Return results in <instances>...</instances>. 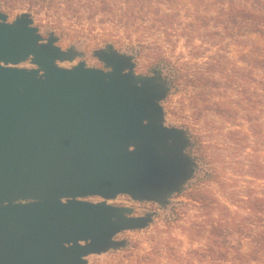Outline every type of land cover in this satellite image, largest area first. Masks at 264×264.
Wrapping results in <instances>:
<instances>
[{
    "label": "water",
    "instance_id": "obj_1",
    "mask_svg": "<svg viewBox=\"0 0 264 264\" xmlns=\"http://www.w3.org/2000/svg\"><path fill=\"white\" fill-rule=\"evenodd\" d=\"M0 11V264H86L146 225L105 200L157 201L184 171L182 134L162 124L158 76L137 75L111 47V72L58 62L71 52L33 21ZM31 60L38 69L16 68ZM129 70V71H128Z\"/></svg>",
    "mask_w": 264,
    "mask_h": 264
},
{
    "label": "rangeland",
    "instance_id": "obj_2",
    "mask_svg": "<svg viewBox=\"0 0 264 264\" xmlns=\"http://www.w3.org/2000/svg\"><path fill=\"white\" fill-rule=\"evenodd\" d=\"M204 1L207 4L200 6L194 0H180L176 9L180 12L181 21L186 25L182 24V28L188 27L189 24L198 25L194 14L201 12L203 17L212 19L208 24H201L206 29L204 32L225 36V39H220L217 43L228 44L227 48L222 51L220 45L211 48L208 46L206 53L207 57H212L220 51L226 58V72L217 73L218 78L223 79L225 87L220 91V95L213 96L210 103L201 104V108L205 109L210 106V109L201 112L194 105V87H187L182 83L179 87L171 88L156 75L165 85L164 96L159 101L163 110L162 124L182 134V180L176 192L157 201H138L129 195H119L111 200L101 197L87 198L86 201L93 203L106 202L113 206L129 208L132 210L129 216L143 218L146 225L121 231L113 239L114 246L103 253L90 254L85 258L86 264H229L227 258L222 257V244H227V247L229 244L243 241L244 251L252 250V242L245 236L238 235L233 240L216 237L211 226L208 223L203 224L208 219V216H205L207 205L194 201V195L207 197V201L213 204L214 218L220 220L224 219L226 210L245 217L248 210L245 209L243 201L247 192L253 190L257 195H261L264 189V179L252 173L254 165L257 164L258 168L259 165H264V143L254 135L253 126L248 119L251 115H259L260 108L253 107L246 111L250 105L246 94H259L261 91L259 81L263 73L253 62L256 58L264 59V33L246 32L243 36L241 33L235 40L231 39L228 31L224 30L227 24L218 18L213 20L221 9L227 10L231 2L227 1L225 7H222L217 3L218 0ZM36 2L0 0V11L6 14L9 24L27 16L44 38L41 44L56 39V46L64 52L70 51L72 59L58 62L60 67L73 69L84 62L88 68L111 72L112 69L101 61L98 54L112 47L119 57L132 64L135 74L148 76L145 72L149 66L147 57L143 56L139 63H134L126 55L123 56L121 53H130L125 47L115 44L108 26L89 34L93 36H89L91 39H85L81 31L73 28L71 21L66 18L62 19L61 26L55 25L49 14L35 5ZM122 35L123 33H120V36ZM196 43L204 44L203 37H197ZM165 48L172 62L171 68L177 64H188L182 73L194 75V48L188 45L186 35H182L174 47L166 45ZM18 66L34 68L27 62ZM236 72L239 74L238 81L235 80ZM244 75H247L246 78ZM250 78L256 81L253 82ZM214 104H225L226 110L234 108L238 113L235 116L229 111L223 116L215 111ZM214 251L221 253L214 255Z\"/></svg>",
    "mask_w": 264,
    "mask_h": 264
},
{
    "label": "trees",
    "instance_id": "obj_3",
    "mask_svg": "<svg viewBox=\"0 0 264 264\" xmlns=\"http://www.w3.org/2000/svg\"><path fill=\"white\" fill-rule=\"evenodd\" d=\"M36 1L35 5L45 10L54 20L55 25L61 26L62 19L66 18L71 21L73 28L76 27L81 31L85 39H91L90 37L93 36L89 34L108 26L111 29V39L115 44L122 48L125 47L130 53V55L121 53L123 56L126 55L134 63L137 61L139 63L143 56L147 57L149 66L146 67L145 72L148 76L158 75L171 88L179 87L182 83L187 87H194V105L201 112L210 109L208 108L210 106L207 109L201 108V104L210 103L213 96L220 95V91L225 87L223 79L218 78L217 73L226 72V58L220 54V51L212 57L206 56L208 46L211 48L214 45H220L222 51L225 47L227 48L228 44L217 43L220 39H225V36L220 37L218 33L204 32L206 29L201 24L206 22L208 24L212 19L203 17L201 12L194 14L198 25L189 24L188 27L182 28L180 12L176 9L177 2L180 0ZM194 1L200 6L207 4L204 0ZM227 1L231 2L227 10L221 9L213 20L218 18L227 24L224 30L228 31L231 39L235 40L241 36V33L243 36L246 32L248 34L264 33V0H218L217 3L225 7ZM120 33L123 35L120 36ZM182 35H186L188 45L194 48V75L182 73L188 64L182 66L177 64L171 68L172 62L168 58L165 46L174 47ZM197 37H203L205 43L198 45ZM112 46L115 48L113 44ZM253 63L255 66L258 65L263 73L259 81L261 91L259 94H246L249 97L247 98L248 104H250L246 111L253 107L260 108L259 115H251L248 119L253 126L254 135L264 143V59L256 58ZM170 69H172L171 72ZM235 74V80L238 81L239 74L237 72ZM246 76L244 75L245 78ZM250 79L253 82L256 81L253 78ZM214 105L215 111L223 116L229 111L235 116L238 113L234 108L226 110L225 104ZM252 171L255 176L264 179L263 164L259 165V168L257 164L254 165ZM194 199V201L207 205L205 208L208 210L205 216H208V219L203 224L208 223L216 237L233 240L239 235L245 236L252 242L250 252L244 251L243 241H241L229 244L227 247V244H222L221 249L224 252L214 251V255L221 253L223 258H227L229 264L264 262V189L261 195H257L253 190L247 192L246 199L243 201L245 209L248 210L245 217L226 210L224 219L216 220L213 204L207 201V197L197 194L194 195Z\"/></svg>",
    "mask_w": 264,
    "mask_h": 264
},
{
    "label": "flooded vegetation",
    "instance_id": "obj_4",
    "mask_svg": "<svg viewBox=\"0 0 264 264\" xmlns=\"http://www.w3.org/2000/svg\"><path fill=\"white\" fill-rule=\"evenodd\" d=\"M27 63L30 64V65H32V66H34V68H29V69H27V68H22V69H27V70L38 69L37 66H35V65L32 64L31 60H28ZM58 64H59V63H58ZM15 67H16V68H21V67H19V66H15ZM100 70H101V69H100Z\"/></svg>",
    "mask_w": 264,
    "mask_h": 264
}]
</instances>
